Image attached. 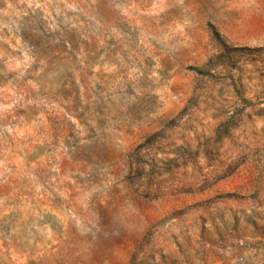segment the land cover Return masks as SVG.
<instances>
[{"label":"rangeland","instance_id":"rangeland-1","mask_svg":"<svg viewBox=\"0 0 264 264\" xmlns=\"http://www.w3.org/2000/svg\"><path fill=\"white\" fill-rule=\"evenodd\" d=\"M0 264H264V0H0Z\"/></svg>","mask_w":264,"mask_h":264}]
</instances>
